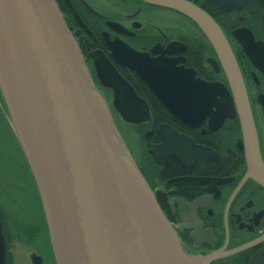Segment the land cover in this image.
I'll return each instance as SVG.
<instances>
[{"label":"water","instance_id":"water-1","mask_svg":"<svg viewBox=\"0 0 264 264\" xmlns=\"http://www.w3.org/2000/svg\"><path fill=\"white\" fill-rule=\"evenodd\" d=\"M142 1L185 15L210 42L239 109L248 177L264 188V162L248 96L225 33L196 2ZM234 5V0L222 2ZM233 36L253 39L246 29ZM111 49L112 59L134 71L184 123L199 127L216 115L222 123V104L232 108L228 91L222 103L218 83L197 80L192 71L125 45ZM93 62L101 82L115 90L114 104L124 121L147 119L148 105L112 62L99 54ZM0 98L33 175L56 264H211L220 258V253L191 255L183 248L159 194L151 190L118 134L54 0H0ZM167 137L164 147H150L158 161L162 148L184 140L173 131ZM173 151H164L165 156ZM4 246L0 222V264Z\"/></svg>","mask_w":264,"mask_h":264},{"label":"flooded vegetation","instance_id":"flooded-vegetation-1","mask_svg":"<svg viewBox=\"0 0 264 264\" xmlns=\"http://www.w3.org/2000/svg\"><path fill=\"white\" fill-rule=\"evenodd\" d=\"M186 1L196 2L214 18L232 47L264 162V0H247L246 4L234 0L231 7L222 6L227 0ZM54 2L110 109H116L115 90L101 82L93 62L96 54L107 57L148 105L150 116L130 124L146 128L140 170L154 194H159L163 213L183 248L191 255L220 253L211 264H264V188L248 177L239 109L204 33L178 11L142 0ZM239 29L248 30L253 39L235 38L233 32ZM123 45L151 59L174 63L183 72L192 71L197 80L222 85V103L224 91L232 99V108L222 104V123L216 115L215 120L206 118L193 127L170 114L134 71L112 59L111 46ZM211 111L218 112L216 106ZM172 131L184 140L162 148L158 161L150 147H164ZM18 147L12 126L11 152H0L3 264H56L38 190L21 148V153L16 151ZM168 150H176L177 156L173 151L167 158L164 151Z\"/></svg>","mask_w":264,"mask_h":264},{"label":"rangeland","instance_id":"rangeland-1","mask_svg":"<svg viewBox=\"0 0 264 264\" xmlns=\"http://www.w3.org/2000/svg\"><path fill=\"white\" fill-rule=\"evenodd\" d=\"M229 22H226V25L229 26ZM109 102L112 101V98H108ZM108 102V103H109ZM3 103L0 100V152H11L10 148V138L12 134V126L8 119L7 111L4 109ZM108 105V104H107ZM113 105V104H112ZM109 106V105H108ZM112 106H110L111 108ZM115 107V106H114ZM113 119L115 122V127L123 140L129 154L136 159L138 162L137 166L142 167V154H144V140L142 134L146 128H137L136 126L125 123L121 115L116 111V109H111ZM7 149H6V148ZM18 153H21L20 147L16 149ZM144 156V155H143ZM145 159V158H144Z\"/></svg>","mask_w":264,"mask_h":264},{"label":"bare ground","instance_id":"bare-ground-1","mask_svg":"<svg viewBox=\"0 0 264 264\" xmlns=\"http://www.w3.org/2000/svg\"><path fill=\"white\" fill-rule=\"evenodd\" d=\"M198 8H200V7H198ZM201 9V8H200ZM202 10V9H201ZM202 11H204V10H202ZM205 12V11H204ZM206 13V12H205ZM206 14H208V13H206ZM209 15V14H208ZM185 16V15H184ZM210 16V15H209ZM211 17V16H210ZM188 18V17H187ZM212 18V17H211ZM213 20H214V18H212ZM215 21V20H214ZM216 22V21H215ZM216 24L218 25V23L216 22ZM219 26V25H218ZM220 27V26H219ZM220 29H221V27H220ZM222 30V29H221ZM223 31V30H222Z\"/></svg>","mask_w":264,"mask_h":264},{"label":"trees","instance_id":"trees-1","mask_svg":"<svg viewBox=\"0 0 264 264\" xmlns=\"http://www.w3.org/2000/svg\"><path fill=\"white\" fill-rule=\"evenodd\" d=\"M158 112V111H157ZM159 113V112H158ZM156 116V115H155Z\"/></svg>","mask_w":264,"mask_h":264}]
</instances>
